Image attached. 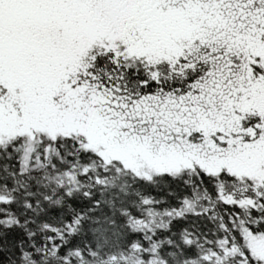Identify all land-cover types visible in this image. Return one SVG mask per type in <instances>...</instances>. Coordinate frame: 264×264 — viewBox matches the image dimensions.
Returning a JSON list of instances; mask_svg holds the SVG:
<instances>
[{
  "label": "snow or ice",
  "instance_id": "1",
  "mask_svg": "<svg viewBox=\"0 0 264 264\" xmlns=\"http://www.w3.org/2000/svg\"><path fill=\"white\" fill-rule=\"evenodd\" d=\"M0 264H264V0H0Z\"/></svg>",
  "mask_w": 264,
  "mask_h": 264
}]
</instances>
